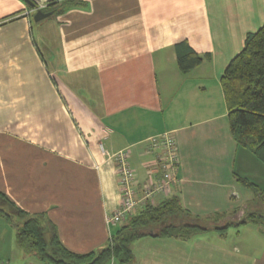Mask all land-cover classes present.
<instances>
[{"label": "crops", "instance_id": "crops-1", "mask_svg": "<svg viewBox=\"0 0 264 264\" xmlns=\"http://www.w3.org/2000/svg\"><path fill=\"white\" fill-rule=\"evenodd\" d=\"M37 6L0 0V190L16 205L44 213L70 250L98 249L121 225L107 220L120 203L110 154L129 150L140 186L156 158L147 139L165 131L178 181L150 203L176 196L207 217L255 199L240 177L264 188V162L234 140L221 76L264 24V0H79L46 23ZM183 40L211 56L186 73ZM132 249L127 264H264V233L247 222L188 239L146 235ZM0 264L49 263L25 254L0 216Z\"/></svg>", "mask_w": 264, "mask_h": 264}, {"label": "trees", "instance_id": "trees-1", "mask_svg": "<svg viewBox=\"0 0 264 264\" xmlns=\"http://www.w3.org/2000/svg\"><path fill=\"white\" fill-rule=\"evenodd\" d=\"M75 4L79 0H52L42 9L58 15ZM175 49L179 68L184 73L211 57L210 53L196 52L185 40L177 43ZM221 85L234 140L264 162V24L247 34L244 47L226 66ZM240 181L255 192V199L233 214L194 215L172 196L137 210L121 222L104 246L85 253L67 248L44 213L22 209L1 190L0 216L14 223L16 242L22 251L43 263L106 264L115 258L127 264L134 257L132 243L146 235L188 239L207 229L225 231L229 226L247 222L259 225L264 233V188L247 177H240Z\"/></svg>", "mask_w": 264, "mask_h": 264}, {"label": "built area", "instance_id": "built-area-1", "mask_svg": "<svg viewBox=\"0 0 264 264\" xmlns=\"http://www.w3.org/2000/svg\"><path fill=\"white\" fill-rule=\"evenodd\" d=\"M39 5L35 9L43 8ZM104 152L103 146H101ZM147 151L156 154L150 164L147 178L139 186L136 171L129 163V150L111 153L118 175L120 203L107 217L108 222L121 223L137 210L144 208L156 194H169L178 181L180 156L175 136L170 131L152 135L147 139ZM108 154V153H107Z\"/></svg>", "mask_w": 264, "mask_h": 264}, {"label": "water", "instance_id": "water-1", "mask_svg": "<svg viewBox=\"0 0 264 264\" xmlns=\"http://www.w3.org/2000/svg\"><path fill=\"white\" fill-rule=\"evenodd\" d=\"M30 6L35 7V2L33 0H25ZM53 14V11H44L42 8L36 9L34 13V20L39 21Z\"/></svg>", "mask_w": 264, "mask_h": 264}, {"label": "rangeland", "instance_id": "rangeland-1", "mask_svg": "<svg viewBox=\"0 0 264 264\" xmlns=\"http://www.w3.org/2000/svg\"><path fill=\"white\" fill-rule=\"evenodd\" d=\"M47 19H48V18H46V20H43V21H45V22H43V23H46V21H48ZM32 24H33V26L35 27V29H34L35 31H36V30L38 29V27L40 26V22H35V21H33ZM42 25H43V24H42ZM116 263L119 264V261L116 260Z\"/></svg>", "mask_w": 264, "mask_h": 264}]
</instances>
